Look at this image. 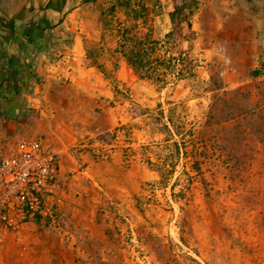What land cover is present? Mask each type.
I'll use <instances>...</instances> for the list:
<instances>
[{
    "label": "rangeland",
    "instance_id": "rangeland-1",
    "mask_svg": "<svg viewBox=\"0 0 264 264\" xmlns=\"http://www.w3.org/2000/svg\"><path fill=\"white\" fill-rule=\"evenodd\" d=\"M171 1L160 0L161 13L153 18L158 35L166 33ZM229 2L264 13V0H199L192 18L195 38L186 44L193 75L152 91L146 108L128 110L132 115L148 113L145 124L133 123V129L143 128L146 138L137 153L153 173L143 182L132 211L114 202L98 206L94 219L103 233H75L79 246L74 261L67 264H264V90L252 83H222L234 57L231 40L221 37L216 26L218 13ZM108 7L101 10L104 36L88 51L92 65H112L103 74L114 79L119 60L113 52L114 21L123 14L116 9L112 19ZM168 119L171 125L166 129ZM101 137L111 145L105 147L107 159L89 154L87 147L96 139L83 143L84 153L95 161H108L117 144L133 153L131 127H120L117 138ZM172 141L181 147L175 171L166 184L159 183L154 166L169 163ZM192 161L201 165V176L183 174ZM175 179L174 191L181 189L176 202L171 195ZM58 220L59 208L53 223L41 224L52 227ZM6 236L15 241V232L0 239ZM12 252L0 251V264H18Z\"/></svg>",
    "mask_w": 264,
    "mask_h": 264
},
{
    "label": "crops",
    "instance_id": "crops-1",
    "mask_svg": "<svg viewBox=\"0 0 264 264\" xmlns=\"http://www.w3.org/2000/svg\"><path fill=\"white\" fill-rule=\"evenodd\" d=\"M113 3L0 0V147L41 137L59 164L57 225L24 224L15 231L14 242L7 236L0 239L1 253L12 249L18 264L74 261L79 246L75 233H103L94 219L98 206L114 202L132 211L143 182L153 173L137 153L146 138L143 128L133 129V123L145 124L148 113L128 110L146 108L154 87L134 79L120 57L114 79L103 74L112 69L109 62L104 68L90 63L89 45L104 36L101 10ZM222 10L216 32L231 40L234 57L222 83H252L264 90V13L233 2ZM169 29L168 19L165 32ZM254 70L262 73L252 76ZM122 126L132 128V154L118 144L108 161L84 153L83 143L100 135L117 138Z\"/></svg>",
    "mask_w": 264,
    "mask_h": 264
},
{
    "label": "trees",
    "instance_id": "trees-1",
    "mask_svg": "<svg viewBox=\"0 0 264 264\" xmlns=\"http://www.w3.org/2000/svg\"><path fill=\"white\" fill-rule=\"evenodd\" d=\"M198 5L199 0H172L168 12L170 29L165 34L158 35L153 18L161 13L160 0H114L108 7L109 17L114 18L116 9L121 10L123 14L122 19L114 21L116 34L114 54L123 59L137 80L149 83L156 92L192 76L193 61L186 44L195 38L192 18ZM261 66L263 68L264 65ZM261 73L262 71L255 70L251 72L252 76ZM157 107L160 108V105ZM169 125L171 122L168 119V124L165 123L163 126L168 129ZM175 132L178 135V132ZM97 139H102L101 135ZM171 145L169 163L161 162L154 166L159 175V183L166 184L175 171L181 147L177 141H172ZM183 168L185 170V167ZM192 173L201 176V165L196 161H192L188 170L183 171L189 178ZM177 182L178 179H175L171 184L174 202L181 192V189L178 192L174 191Z\"/></svg>",
    "mask_w": 264,
    "mask_h": 264
},
{
    "label": "built area",
    "instance_id": "built-area-1",
    "mask_svg": "<svg viewBox=\"0 0 264 264\" xmlns=\"http://www.w3.org/2000/svg\"><path fill=\"white\" fill-rule=\"evenodd\" d=\"M109 146L96 138L87 148L94 159L104 160ZM58 175L56 153L41 137L8 141L0 147V238L24 224L55 221Z\"/></svg>",
    "mask_w": 264,
    "mask_h": 264
}]
</instances>
